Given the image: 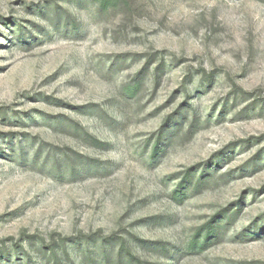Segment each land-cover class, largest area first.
Here are the masks:
<instances>
[{"label":"rangeland","instance_id":"rangeland-1","mask_svg":"<svg viewBox=\"0 0 264 264\" xmlns=\"http://www.w3.org/2000/svg\"><path fill=\"white\" fill-rule=\"evenodd\" d=\"M0 264H264V0H0Z\"/></svg>","mask_w":264,"mask_h":264},{"label":"trees","instance_id":"trees-1","mask_svg":"<svg viewBox=\"0 0 264 264\" xmlns=\"http://www.w3.org/2000/svg\"><path fill=\"white\" fill-rule=\"evenodd\" d=\"M99 2V5L101 8H106L109 5H112L114 3L115 0H97ZM128 90H133V87L128 88ZM129 91V92H130ZM214 222H211L207 225L206 227V233H205V237L203 238V241H200L199 238L195 237V240L192 243V247L193 248H202L204 246V244L210 239L211 234L215 235L217 234V227H214L213 225ZM216 223V222H215ZM130 258H132V260L134 261V258L129 256ZM138 263V261H136Z\"/></svg>","mask_w":264,"mask_h":264}]
</instances>
